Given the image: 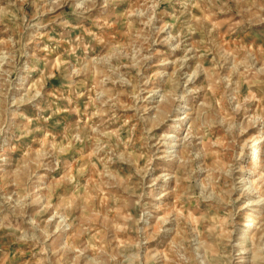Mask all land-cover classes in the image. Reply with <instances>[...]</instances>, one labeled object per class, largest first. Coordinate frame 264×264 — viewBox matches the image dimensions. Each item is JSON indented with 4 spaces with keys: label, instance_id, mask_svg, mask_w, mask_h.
Wrapping results in <instances>:
<instances>
[{
    "label": "rangeland",
    "instance_id": "rangeland-1",
    "mask_svg": "<svg viewBox=\"0 0 264 264\" xmlns=\"http://www.w3.org/2000/svg\"><path fill=\"white\" fill-rule=\"evenodd\" d=\"M0 264H264V0H0Z\"/></svg>",
    "mask_w": 264,
    "mask_h": 264
},
{
    "label": "bare ground",
    "instance_id": "bare-ground-1",
    "mask_svg": "<svg viewBox=\"0 0 264 264\" xmlns=\"http://www.w3.org/2000/svg\"><path fill=\"white\" fill-rule=\"evenodd\" d=\"M258 148V147H257ZM260 150H257V152H259ZM249 204H253V203H249Z\"/></svg>",
    "mask_w": 264,
    "mask_h": 264
}]
</instances>
